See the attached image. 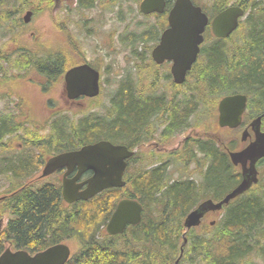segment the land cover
<instances>
[{
    "label": "trees",
    "instance_id": "16d2710c",
    "mask_svg": "<svg viewBox=\"0 0 264 264\" xmlns=\"http://www.w3.org/2000/svg\"><path fill=\"white\" fill-rule=\"evenodd\" d=\"M75 1L77 9H92L101 4L106 7L117 6L122 10L129 0ZM3 2L10 3L12 0H0V4ZM215 2L217 6L213 5V8L216 11L227 4L225 0H214V4ZM257 2L260 3L258 6ZM22 3L26 8L38 13L47 8L52 9L54 0H26ZM172 3L173 0H168V9ZM242 7L247 9L248 15L245 22L241 23L240 29L227 39L213 38L212 45L204 49L203 57L207 59L200 60L205 63L201 79L194 81L191 86V89L197 92L196 95L193 93L190 98L180 100L173 106L174 100L179 98L167 95L149 98L137 96L135 88L127 83L129 81L127 79L112 97L107 112H92L89 114L91 116L84 120L85 116L73 120L68 115L67 126L64 124L57 126L64 120L61 123L57 122L56 125L54 121L47 135L42 134L39 129H30V133L37 139L55 141L58 138L64 144L44 148L37 161L15 159L12 162L5 157L3 160L1 153L0 172L3 173L11 168L12 176L23 182L8 190V193L0 192V219L3 217L8 219L4 227L0 226V255L9 243L15 249H25L33 253L76 237L80 248L66 264H126L123 255L112 252L103 243L97 244L94 240L96 233H100L112 244V247L118 249L113 242L115 240L113 236L102 234V226L106 223L105 216L110 209L107 202L110 191L121 193L120 197L138 198L147 209L142 221V229L137 230L136 226L127 231L128 238L132 242L127 250L123 248L126 251L125 258L130 260L134 257V255L130 257V253L135 254L144 247L148 251L151 245L156 247L165 245L166 257L157 263L158 259L149 254L146 259L147 264H171L176 260L184 241L182 235L185 231L183 224L186 215L202 200L222 199L241 179L240 170L233 166L228 152L215 140L202 141L203 139L197 138L190 147L193 151L194 146L203 143L204 149H207L205 152L212 157L202 177L175 178L172 176L175 170L169 171V166L176 164L178 168L183 158L180 156L171 158L151 169L141 168V173L133 179L127 175L126 187L106 190L99 196L82 202L86 204L85 207H81L80 204L75 207V204L66 205L62 202L61 186L54 177L48 180L49 183L36 185V188L34 183L25 181L36 173V169L38 170L41 165V159L51 152L54 154L77 149L85 143H94L101 139L127 146L138 144V139L140 137L142 139L144 134V139L152 134V132H144V128L146 129L150 120L155 118V115H160V112L165 113L161 121L164 124L162 136L167 139L176 133L177 127H187V120L195 112L197 105L205 104L207 99H214L215 103L213 101L212 103L216 106L218 98L243 92L249 96L247 116L264 115V12L261 13L263 15L261 18L258 13L264 10V6L258 0H245ZM137 13L140 14L139 11ZM257 17L259 18L255 19ZM148 18H155V22L150 23V26L157 30V35L151 33L149 37L153 36V41H156L166 25V17L164 14H153ZM69 19L70 17L67 16L65 20H61L58 14L53 17L57 27L56 49L59 54L64 53L71 61L69 64H64V58L58 56L59 54L52 60H38L37 68L45 82L56 77L61 78L73 65L79 64L77 60L74 62L75 57H82V62L87 61L84 52L80 49L79 40L70 29L67 22ZM142 24L138 22L135 26ZM139 33L140 31L135 29L129 37L130 41H134ZM235 34L238 36L236 42L240 41L238 44L235 43L240 51L237 54H233L224 46L228 43L226 41L236 36ZM22 62L23 67H28L26 58L22 59ZM197 65L198 62L191 74ZM11 66L13 67V64ZM3 76L1 78H5ZM15 84L18 86L19 81L17 80ZM17 116L18 113L13 111L0 116V150L2 151L4 146L8 145L6 143L8 136L17 130V125L21 126L22 122ZM166 116L169 119L168 123L165 122ZM235 133L239 132L235 131ZM235 140H239L238 134L234 137L233 143ZM234 146L231 145L230 149H234ZM137 156L131 159V164L137 162ZM188 164L189 162L183 163V165ZM260 165H264V161H261ZM261 171V179L257 185L232 200L228 206H224V212L214 229H211L213 225L205 222L199 228L191 229L186 233L189 241L184 245V256L179 264L186 259L190 264H258L252 259L264 260V169ZM203 172L201 171L200 174L202 175ZM5 174L7 173L1 175L9 177ZM206 229L209 230L205 231ZM208 231L209 234L212 232L209 236Z\"/></svg>",
    "mask_w": 264,
    "mask_h": 264
},
{
    "label": "rangeland",
    "instance_id": "374dc122",
    "mask_svg": "<svg viewBox=\"0 0 264 264\" xmlns=\"http://www.w3.org/2000/svg\"><path fill=\"white\" fill-rule=\"evenodd\" d=\"M22 1L26 0H12L10 3L3 2L0 4V116L10 111L17 112V118L22 122L21 126L18 127L17 125L18 131L16 130L13 134L11 133V135L8 136V141H6L8 145L4 146L5 148L8 147V149L4 148L3 151L0 150V155L1 153L3 154V160L6 158L12 162L15 159L19 161H27L28 159H30V161H37L44 148L50 145H64L62 140H58V138L55 141L37 139L29 130L38 129L40 127L43 129V132H47L48 128L45 129V127L47 125H53L54 121L56 125L57 122L61 123L62 120H64L63 123L57 126L62 124L67 126L69 123L68 115H70L73 120H78L80 117L85 116L83 117L84 120L85 118H89L91 116L89 114L92 112H107V107L110 106L112 97L116 95L118 89L127 79H129L127 83L132 84L136 89L137 96H142L143 98L162 96L165 89L170 88V83H173L169 76V65L167 63L157 64L152 58L151 49L154 39L152 38L153 36L149 37V35H151V33L152 35H157V30L150 26V23L155 22V18H148L138 14L139 2L137 3L136 1L134 2V0H130L125 3L122 10L117 6L108 5L109 7H106L101 4L97 5L96 8L83 10L81 8H76L75 0H55V5L52 6V9L47 8L34 14L31 22L27 26H24L25 24L22 21V17L28 8L25 7ZM198 1L207 4L206 0ZM258 1L262 2L264 6V0ZM208 3H210L211 6H217L216 2L214 4V0H208ZM259 4L260 3L257 2V6ZM56 14H58L61 20H65L67 16L70 17L67 22L72 33L79 40L80 49L84 52L87 60L93 63L96 68L100 69L103 85L101 95L98 98L89 97L87 100L79 101L76 104L67 102L63 93L66 84L63 76L45 82V79L38 74V72L40 73V70L38 71L37 68L38 60H52L59 54L58 49H56L58 47L57 27L53 20ZM263 15H259L260 18ZM138 22L143 24L136 27L135 25ZM135 29L140 31L139 36L134 38V41H130L129 37ZM235 35L236 36L231 40L226 41L228 43L224 44L233 54L240 52L236 47V44L240 41L236 42L238 36L237 34ZM210 37L211 35L208 36V46L213 42ZM206 46L207 45H205V47ZM71 53L69 55H71ZM58 56L64 58V64H69L71 61L64 53H60ZM24 58L28 60V67H23L22 59ZM81 58L77 56L73 60L74 62L77 60L78 63H82ZM12 64L13 67L11 66ZM204 65L205 63L199 62L195 71L192 73L194 80L201 79ZM3 75L5 78H1ZM17 80L19 81L18 86L15 84ZM43 82H45V84ZM42 84H44L43 87ZM171 90H173V92L178 90H190V83L180 89L171 87ZM42 94H50L52 99V102L48 104L47 107L44 106L46 99ZM182 96L183 95H179V97ZM188 98H190V96L174 100L173 106L178 101H183ZM219 99L220 98L217 100L219 101ZM213 100L214 99H207L205 100V104L214 111V120L212 121L211 116H206L205 127L201 128L197 133L189 127L187 120V127L183 129L184 131L179 133L176 141L172 142V145H175L171 148H174L186 135L197 134L201 137H209L204 136L207 128H210V130L207 131L208 133H219V136H222L223 139L226 138L228 141H232L237 134L239 136V133L230 130H217L216 123L218 111L217 104L214 106L212 103ZM218 101L216 103H218ZM213 102L215 103V101ZM159 116L163 117H157V120H151L148 125H146L147 128H144V132H151L154 126L161 123L164 119V113ZM81 121L79 124H81ZM237 131L240 130L238 129ZM144 137L145 134L142 139L141 137L138 139V144L135 146L138 148L139 152L137 162H133L131 167L132 173L130 175L132 179L141 173V168L145 170L149 167L159 165L158 163L162 161L161 158L152 156L145 148L143 144ZM146 137L148 141H153L151 136L147 135ZM192 140L194 142V139ZM179 155L188 157L190 154L184 151ZM175 157L179 156H171V158ZM141 158L144 159L145 163L139 161ZM171 158H168L167 155L163 160H169ZM210 159L211 158L208 156H204V163H209ZM260 169H264V165H261ZM5 172L7 173L5 175L9 177L1 175ZM3 173L0 172L1 193L23 182H19L18 179L12 176L11 168L7 169V171L5 170ZM203 174L204 172L201 177ZM10 176H12V178H10ZM172 176L175 178L186 177L177 176L175 174H172ZM61 178L62 174H58L54 179L55 181H60ZM38 181L39 183L28 180L25 182L34 183V188H36V185L40 186L49 183L45 178L38 179ZM109 194L110 192H108L109 201L107 202L109 205L111 203L112 207L114 199L120 197L121 193L116 194L114 197L113 193H111V196H109ZM123 195L126 194L123 193ZM77 205L75 207H77ZM80 206L85 207L86 204L80 203ZM80 206L79 208H81ZM153 214L155 213H152V215ZM109 215L110 214L107 213L105 216L106 222ZM211 218L217 221L220 219L219 215L214 213L211 215ZM214 227H216V224H213L211 229H214ZM207 230L209 229L205 231ZM195 233L199 234L197 231H195ZM211 233L212 232H210V234ZM210 234L208 231V236ZM94 240L97 244L103 243L104 246L112 252L120 253V251L112 247V244L100 233H96ZM77 244L78 240L76 237L70 238V246L73 253L77 250ZM130 244L131 243L126 244V241H122L121 243L125 250L128 249ZM8 246L9 244L6 245V247ZM144 248H142L143 250H138L135 254L130 253V257L134 255L130 260L125 258L126 251L120 254L123 255L122 258L125 259L126 264H147L146 259L149 254L158 259L156 260L157 263L166 257L164 254L166 253L165 245L161 247L151 245L148 251ZM87 250L88 252L90 251L88 246ZM191 258H193V256H191ZM252 261L258 264H264V260L260 258H253ZM182 264H190V262L186 259Z\"/></svg>",
    "mask_w": 264,
    "mask_h": 264
},
{
    "label": "water",
    "instance_id": "95a60500",
    "mask_svg": "<svg viewBox=\"0 0 264 264\" xmlns=\"http://www.w3.org/2000/svg\"><path fill=\"white\" fill-rule=\"evenodd\" d=\"M167 0H143L140 10L143 14L163 13ZM32 12L25 15V21L30 20ZM244 14L240 6H230L218 13L212 20V31L216 36L230 35L239 24V17ZM168 27L163 31L160 43L154 48L153 54L158 62L174 59L172 73L177 83H183L186 74L196 61V54L204 41V32L209 24L208 15L202 7L194 5L192 0H175L167 16ZM66 91L71 99L80 96L95 97L100 93V72L88 63L72 67L66 73ZM245 97L230 96L224 98L219 106L218 122L221 127L236 128L245 111ZM254 140L241 151L232 152L231 160L235 165L241 164L243 178L237 187L221 200L212 199L201 202L185 218L184 225L192 228L200 225L203 216L209 211H221L231 198L244 193L259 182L257 162L264 158V131L258 119L252 123ZM250 136L248 129L242 132V140ZM130 155L128 148L123 145L99 141L83 146L79 150L67 151L48 158L42 172V177L49 176L60 168H67L63 178L62 193L66 202L84 198L88 199L106 188L117 187L124 183L122 180L127 166L126 159ZM78 167L77 174L70 178L68 175ZM86 171L93 174L81 183L77 181ZM86 185L84 190L81 187ZM121 215L113 216L107 225L110 234L123 232L128 223L137 224L140 220L141 205L134 200L121 204ZM181 246L180 256L183 255L184 245ZM71 254L67 244L48 247L34 254L25 250L13 251L7 248L0 255V264H66ZM177 260L173 264H178Z\"/></svg>",
    "mask_w": 264,
    "mask_h": 264
},
{
    "label": "flooded vegetation",
    "instance_id": "af4514ba",
    "mask_svg": "<svg viewBox=\"0 0 264 264\" xmlns=\"http://www.w3.org/2000/svg\"><path fill=\"white\" fill-rule=\"evenodd\" d=\"M243 1H245V0H241V2L239 3L240 5H241V7H242V3H243ZM236 5V4H235ZM210 12V11H209ZM262 12H264V10H261V11H258V13H259V15H261V13ZM248 15V14H247ZM259 17H257L256 19H258ZM209 29H211V27L210 28H206V30H209ZM206 38V40L208 39V37H205ZM205 45H207V47H205ZM212 45V44H211ZM210 45V46H211ZM208 43H207V41H205L204 43H203V45H202V47H201V50H200V53H199V55H198V58H197V62H198V64H199V62H201L200 60H206L207 58H205V57H203L204 56V49L205 48H207L208 49ZM154 50V49H153ZM32 52H34V51H32ZM152 58H153V52H152ZM153 60H154V58H153ZM156 63H157V61L156 60H154ZM175 61L173 60V59H165L163 62H161V63H157V64H164V63H174ZM194 69V68H193ZM193 69H192V71H193ZM34 71V70H33ZM132 88L134 89V87H133V85H132ZM136 89H134V91H135ZM136 92V91H135ZM137 93V92H136ZM64 94H65V92H64ZM44 97H45V107H47L48 106V104H50L51 102H52V99H51V97H50V94H42ZM67 99V98H66ZM79 101H81L80 99H78V100H68L67 99V102H71V103H73V104H76L77 102H79ZM218 105H219V102H218ZM160 114H162L161 112H160ZM165 114V113H164ZM156 117L155 118H153L152 120H157V117L158 118H161V117H163V116H159V115H155ZM190 116V115H189ZM256 117H258V115L256 116V115H253V116H246V120H247V122H245L241 127H242V129L240 130V131H244L245 129H248V130H252V126H251V122H252V120H254V118H256ZM168 117L166 116V118H165V122L166 123H168L169 122V119H167ZM151 121V120H150ZM47 127V126H46ZM45 127V128H46ZM184 128H186V127H184ZM182 126L180 127H177L176 128V134L173 136V138H172V142L173 141H176V139H177V137L179 136V133H181L182 131H184L183 129H184ZM262 128H264V117H263V123H262ZM192 130H194V131H196V133H197V130H196V128H194V127H192L191 128ZM239 128H236L235 130H238ZM152 132V134L153 135H157L158 134V132L156 131V128L155 127H153V130L151 131ZM148 133V132H147ZM205 134V136H208V132H205L204 133ZM152 139H153V141H148V142H144L143 144H146V143H152V144H150L149 146L150 147H146L145 145V148L150 152V153H165V154H169L168 155V158H171V156H180L179 154H181L182 152H184V150L186 151V152H189V156L188 157H190V156H192V158L194 159L197 155H202V153H203V155L204 156H208L209 158H211L210 160H209V163H207L206 165H205V163H204V159L201 161V167H200V172L202 171H204L205 169H206V166L208 165V164H210L211 163V161H212V157L209 155V154H207L206 152H205V150H207V149H204V147H203V143L201 144V145H197V146H194L193 148H194V150L192 151V149L190 148L194 143H195V140L197 139V134H193V135H186V136H184V140H180L179 142H178V144L173 148V149H169L166 145H161L160 143H159V141L157 140V138H155V137H151ZM192 139H194V142H193V140ZM206 140H210V139H208V138H204L202 141H206ZM137 145V144H136ZM136 145H131V146H128V148H129V150H131V151H134L135 153L128 159V162H129V171L127 172V174H126V176H125V179L126 180H128V178H127V175H128V177H130L131 175V173H132V171H131V167H132V164H131V159L132 158H134V157H136L137 155H138V148H136L135 146ZM175 145V144H174ZM246 145V144H245ZM244 145V146H245ZM152 146H154V147H152ZM243 146V147H244ZM240 148V147H239ZM172 152H174V153H172ZM170 153H172V154H170ZM181 157V156H180ZM186 158V157H185ZM44 159H41V161H43ZM165 161H167V160H163V161H161V162H159L158 164H161V163H163V162H165ZM204 164V165H203ZM153 167V166H152ZM152 167H149L148 169H151ZM76 171V170H75ZM199 172V173H200ZM201 175V174H200ZM64 176V174H62V177ZM131 178V177H130ZM124 187H126V186H123V187H118V190L119 189H121V188H124ZM85 188V187H84ZM112 189V188H111ZM110 192V191H109ZM103 193V192H102ZM111 193V192H110ZM116 194H118V192H113V197L116 195ZM100 194H98V195H96L95 197H97V196H99ZM125 198H133V199H135L134 197H118L117 199L115 198L114 199V202H113V204H112V207H111V203H110V209H109V217L111 218V216H112V214H113V212L115 211V209H116V207H117V205H118V203L121 201V200H123V199H125ZM138 200V199H137ZM83 201L82 200H78V201H75V202H73V204H75V205H77V204H80V203H82ZM68 205H72V203L71 204H68ZM147 209L145 208V206H144V204H143V214H142V220H141V222L140 223H138V226H137V230H140V229H142V221H143V219H144V214H145V211H146ZM110 218H108V220L110 219ZM108 220H107V222H108ZM107 222L105 223V225H107ZM105 225H103L102 226V234L104 233V234H106L105 233ZM211 225H213V224H211ZM132 228V226H127V228H126V230H125V232L123 233V234H120V235H116V236H114V239L115 240H113V242H115V244L117 245V247H118V249H119V251H120V253L122 254V252H125L124 251V249H123V247H122V245H121V243H122V241H126V244H128V243H131L132 241L128 238V235H127V231L129 230V229H131Z\"/></svg>",
    "mask_w": 264,
    "mask_h": 264
},
{
    "label": "bare ground",
    "instance_id": "6f19581e",
    "mask_svg": "<svg viewBox=\"0 0 264 264\" xmlns=\"http://www.w3.org/2000/svg\"><path fill=\"white\" fill-rule=\"evenodd\" d=\"M242 8H243V7H242ZM243 9H244V8H243ZM247 14H248V11H247L246 15L242 18L241 23L243 22V20H244L245 18H247ZM245 20H246V19H245ZM241 23L237 26V28L235 29V31L233 32V34L236 33V32L240 29V25H241ZM211 29H212V27H211ZM229 37H230V35H228V36H226V37H219V36H217L216 38H218V39H227V38H229ZM205 41H208V39L206 40V38H204L203 43H204ZM200 50H201V48L199 49V51H198L197 54H196V60H197V58H198V55H199V53H200ZM153 58H154V60H156V58L154 57V54H153ZM167 59H168V58H167ZM173 60H174V59H173ZM156 61H157V60H156ZM174 61H175V60H174ZM157 63H161V62H158V61H157ZM70 69H71V68H70ZM70 69H68L67 71H69ZM67 71H66V73H67ZM99 72H100V70H99ZM66 73H65L64 76H63L65 82H66V78H65ZM100 74H101V72H100ZM230 96H242V97H245V107H248V105H249V96H248L246 93H243V92H237V93L227 94V95L222 96V97L219 99V101H218V102H219V105H218V103H216V104H217L218 116H219V106H220L221 101H222L224 98H226V97H230ZM263 117H264V115H258V117L254 118V120H255V119H258V120H259L260 125H261V129H262ZM254 120H252V122H253ZM245 122H247V120H246V116H243L242 119H241L240 124H239L236 128H239V130H241V129H242L241 126H242ZM252 122H251V123H252ZM247 123H248V122H247ZM245 130H246V129H245ZM101 140H103V141H108V142L112 143L113 145L115 144L114 142H112L111 140H108V139H101ZM91 144H93V143H85V144L82 145V146H87V145H91ZM127 148H128V147H127ZM128 151H129L130 155L128 156L127 161H128V159H129V158L135 153L134 151L129 150V148H128ZM41 178H44V177L39 176L38 179H41ZM63 178H64V176L61 178L60 181L58 180L59 183H60L61 189L63 188ZM126 182H127V180L124 178V183H123L122 185L118 186V187L126 186ZM256 185H257V184H256ZM236 187H237V185H236L232 190H230L228 193H226V195H228L229 193H231ZM252 187H253V186H252ZM252 187H251V188H252ZM85 188H86V186H85ZM85 188H84V189H85ZM251 188H249L248 190H250ZM106 190H109V189H104V190H102L101 192L97 193L96 195L101 194L102 192H104V191H106ZM248 190H247V191H248ZM247 191H245V192H247ZM245 192H244V193H245ZM244 193H242V194H244ZM242 194L238 195L237 197L241 196ZM96 195H94L93 197L88 198V199L81 198V199H78V200H82L83 202H84V201H89V200L95 198ZM226 195H225V196H226ZM225 196H224V197H225ZM237 197H235V198H233V199L231 198L230 202H231L232 200L236 199ZM128 199H129V198H125V199L121 200V201L118 203V205H117L115 211L113 212L111 218L109 217L110 219L108 220V222H110V221L112 220L113 216L116 215V213H117V216H120V215H121L122 212H121V208H120V206H121L122 203H124V202L127 201ZM78 200H75V201H78ZM75 201H73V202H75ZM64 203H65L66 205H68V204H71L72 202H64ZM229 204H230V203H229ZM229 204H227L226 206H228ZM141 220H142V216H141V218H140V220H139V223L141 222ZM184 228H185V233L183 234V238H184V241L186 240V243H187V242H188V238H187V236H186V233H187L189 230H191V229H190V228H187L186 225H184ZM61 244H65V243H64V242H60V243H57V244L51 245V246H49V247H54V246L61 245ZM69 247H70V250H71V246H70V245H69ZM71 251H72V250H71ZM183 256H184V253H183L182 256L178 255V257L176 258V260H175L173 263H175L177 260H180V258H182Z\"/></svg>",
    "mask_w": 264,
    "mask_h": 264
}]
</instances>
